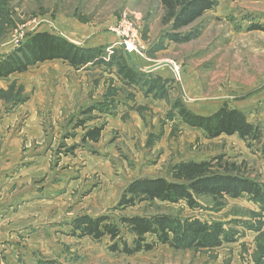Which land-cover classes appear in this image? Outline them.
Listing matches in <instances>:
<instances>
[{"label": "rangeland", "instance_id": "rangeland-1", "mask_svg": "<svg viewBox=\"0 0 264 264\" xmlns=\"http://www.w3.org/2000/svg\"><path fill=\"white\" fill-rule=\"evenodd\" d=\"M163 13L159 0H0V58L33 33L50 31L78 45H103L109 55L122 48L128 57L124 36L134 46L128 59L143 71L174 64L151 71L167 91L159 97L147 86L125 84L116 69H76L63 60L0 78V264H264V204L248 195L197 196L195 207L185 201L120 206L130 182L171 179L180 161L224 156L264 184L255 142L238 134L210 138L172 108L180 100L210 115L227 104L264 131V30H250L264 27V0H219L193 24L202 34L186 43L161 38L169 28ZM103 101L106 112H87ZM96 126L104 127L99 140L84 139ZM83 214L110 216L129 240L122 217L168 214L219 222L234 241L212 249L157 243L128 255L112 251L107 236H73L71 222Z\"/></svg>", "mask_w": 264, "mask_h": 264}, {"label": "trees", "instance_id": "trees-1", "mask_svg": "<svg viewBox=\"0 0 264 264\" xmlns=\"http://www.w3.org/2000/svg\"><path fill=\"white\" fill-rule=\"evenodd\" d=\"M159 1L164 11L162 21L169 27L161 38L175 43H186L202 34L204 28L193 24L206 12L212 10L219 0ZM2 11L4 14L2 12L1 14H6L4 18L6 19L8 11H5V7ZM9 19L10 16L7 20ZM186 28L189 29L184 31ZM250 30H264V27L253 24ZM50 60H63L76 69L106 66L116 69L117 75L125 84L147 86L149 94L155 91L154 97L167 92L163 86H160V79L152 75L153 72L137 68L122 48H116L109 55L103 45L93 47L78 45L50 31L33 33L21 46L3 55L0 58V78L24 72L37 63ZM151 76L153 78L149 79ZM107 107L109 108V102L103 101L90 107L87 112L95 109L106 112ZM172 108L177 111L183 122L191 127L203 129L210 138L222 134H238L242 139L252 140L259 146V152L264 157L263 128L251 122L244 111L225 104L213 114L201 115L190 110L180 100L175 101ZM78 125L84 126L85 122L81 120ZM103 129V126L93 127L86 132L84 139L99 140ZM170 175L171 179L140 177L133 180L124 190L120 206L133 207L142 202L185 201L190 207H195L198 204L197 196L220 200L226 197L240 198L243 195H248L254 201L264 204V184L243 175L240 166L224 161V156L216 157L211 161H180L171 167ZM110 219V216L106 215L97 217L88 214L79 215L71 222L72 235L80 238L89 237L95 241L107 236L113 242L110 246L112 251L128 255L152 250L157 243L169 244L173 248L212 249L221 246L224 242L234 241L219 222L208 223L200 219L181 220L168 214L122 217L120 222L132 236V240H129L122 235L121 227ZM149 236H154L155 240L149 241Z\"/></svg>", "mask_w": 264, "mask_h": 264}, {"label": "water", "instance_id": "water-1", "mask_svg": "<svg viewBox=\"0 0 264 264\" xmlns=\"http://www.w3.org/2000/svg\"><path fill=\"white\" fill-rule=\"evenodd\" d=\"M122 45H123V47L125 48L128 57L131 59V54H130V52L126 49V44L123 42ZM131 61H132V60H131ZM166 65H168V66H170L172 69H174V64H173L172 62H170V61H162V62H159V63H157V64H154V65H151V66L147 67V68H146V71H147V72H151V71H154L155 69H158V68H160V67H162V66H166Z\"/></svg>", "mask_w": 264, "mask_h": 264}, {"label": "built area", "instance_id": "built-area-1", "mask_svg": "<svg viewBox=\"0 0 264 264\" xmlns=\"http://www.w3.org/2000/svg\"><path fill=\"white\" fill-rule=\"evenodd\" d=\"M121 39H122V41L126 44V47L128 48L129 52L132 51V50L134 49L133 44H132L131 42L127 41V40L125 39L124 36H122ZM129 44H130V45H129ZM128 45H129L131 48H130ZM141 47H142V49L144 48V46H141Z\"/></svg>", "mask_w": 264, "mask_h": 264}, {"label": "bare ground", "instance_id": "bare-ground-1", "mask_svg": "<svg viewBox=\"0 0 264 264\" xmlns=\"http://www.w3.org/2000/svg\"><path fill=\"white\" fill-rule=\"evenodd\" d=\"M129 45H130V44H129ZM129 45H128V46H129ZM129 47H130V46H129ZM126 48H127V47H126ZM130 48H131V47H130ZM127 49H128V48H127Z\"/></svg>", "mask_w": 264, "mask_h": 264}]
</instances>
